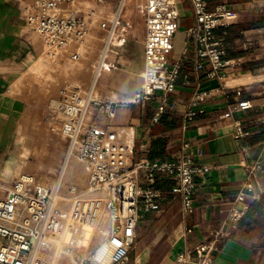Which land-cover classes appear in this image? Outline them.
I'll list each match as a JSON object with an SVG mask.
<instances>
[{"label":"built area","instance_id":"2783aa9c","mask_svg":"<svg viewBox=\"0 0 264 264\" xmlns=\"http://www.w3.org/2000/svg\"><path fill=\"white\" fill-rule=\"evenodd\" d=\"M130 1L28 0L24 5L27 25L40 36L50 55L68 53L72 59H80L77 46L94 26L100 30L101 47L94 63L93 86L89 90H62L56 106L58 124L53 128L64 140L66 154L76 156L87 166L86 185H69L68 204L62 205L59 186L43 183L29 172L19 174L0 200V264H53L48 255L72 264H126L139 221L146 212L161 207L164 192L156 182L163 175L175 180L172 192L181 198L182 210L191 212L195 208L196 176L207 173L210 167L187 153L167 160L151 158L149 130L143 135L142 156L134 161L130 144L112 123L120 108H131L153 99L158 92L175 88L184 63L181 58L170 66L179 27V0H143L138 5L145 23V67L140 88L123 100L102 99L94 94L103 73L119 65L121 49L132 29L127 13ZM190 1L196 22L188 32L196 43L197 67L203 66L201 59H208V75L222 77V69L234 63L225 57V39L215 30L230 26L237 13L226 4L211 9V0ZM210 95L211 91L194 93L185 122L204 111L201 102ZM166 105L164 97L155 121ZM252 105L250 99L234 100L224 116L233 118L234 112ZM99 115L109 121L101 122ZM246 134L242 122L236 120L235 136ZM188 146L189 142L183 143V149ZM256 168L261 164L251 166L244 189L235 199L237 204L229 213L234 224L262 191ZM214 246V240L207 238L178 253L177 261L208 264Z\"/></svg>","mask_w":264,"mask_h":264},{"label":"crops","instance_id":"0c3cea01","mask_svg":"<svg viewBox=\"0 0 264 264\" xmlns=\"http://www.w3.org/2000/svg\"><path fill=\"white\" fill-rule=\"evenodd\" d=\"M27 1L0 0V200L9 191L5 185L19 150V105L34 104L33 81L24 75L33 71L43 51L40 36L24 18ZM217 4L229 5L237 13L230 26L215 30L224 37L225 57L234 64L222 69V77L208 75V59H201L203 66L197 67L196 43L188 32L196 22L194 7L190 0H179V27L170 66L181 58L184 63L175 88L131 108H120L112 121L130 144L134 161L142 156L143 135L149 130L151 158L167 160L187 153L210 167L196 176L191 212L182 210L181 198L172 192L175 180L159 177L156 186L164 192L161 207L146 212L139 221L126 264H180L178 253L207 238L215 242L208 264H264V0H211L210 8ZM129 19L132 29L118 67L97 81L102 99L130 98L143 82L145 23L136 17ZM200 91H211L201 102L204 111L185 122L194 93ZM164 97L165 111L155 121ZM240 99H250L252 107L234 112L233 118L225 117L232 101ZM99 119L109 121L101 115ZM236 120L248 131L241 138L235 136ZM186 141L189 146L183 149ZM8 152L11 158L4 167ZM255 164H261L255 169L262 189L258 204L252 203L234 224L229 213Z\"/></svg>","mask_w":264,"mask_h":264},{"label":"rangeland","instance_id":"374dc122","mask_svg":"<svg viewBox=\"0 0 264 264\" xmlns=\"http://www.w3.org/2000/svg\"><path fill=\"white\" fill-rule=\"evenodd\" d=\"M142 1H130L127 13L131 19L136 17L138 21L143 20L138 8ZM40 41L43 49L41 60L33 71L24 75L33 81L34 104L19 105V150L5 189L11 188L15 176L29 172L43 183L59 186L61 197L64 198L61 203L67 205L69 185L76 183L84 187L88 168L76 156L66 154L64 140L53 129L58 124L56 106L64 88L89 90L93 86L94 63L101 47V34L98 26L92 27L84 42L77 46L81 53L78 60L72 59L68 53L50 55L41 38ZM94 94L100 96L98 89L95 88ZM10 158L8 152L3 158L4 167ZM47 259L53 264H72L58 256L48 255Z\"/></svg>","mask_w":264,"mask_h":264},{"label":"trees","instance_id":"16d2710c","mask_svg":"<svg viewBox=\"0 0 264 264\" xmlns=\"http://www.w3.org/2000/svg\"><path fill=\"white\" fill-rule=\"evenodd\" d=\"M253 204L255 205V204H258V201L257 200H255L254 202H253Z\"/></svg>","mask_w":264,"mask_h":264},{"label":"snow or ice","instance_id":"6c2138e0","mask_svg":"<svg viewBox=\"0 0 264 264\" xmlns=\"http://www.w3.org/2000/svg\"><path fill=\"white\" fill-rule=\"evenodd\" d=\"M116 243L118 244L119 242L116 241Z\"/></svg>","mask_w":264,"mask_h":264}]
</instances>
